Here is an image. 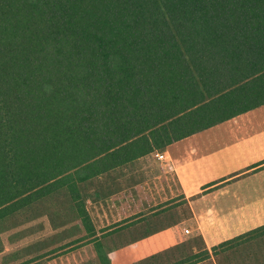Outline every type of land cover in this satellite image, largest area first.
I'll list each match as a JSON object with an SVG mask.
<instances>
[{
	"label": "trees",
	"instance_id": "obj_1",
	"mask_svg": "<svg viewBox=\"0 0 264 264\" xmlns=\"http://www.w3.org/2000/svg\"><path fill=\"white\" fill-rule=\"evenodd\" d=\"M262 104L264 0H0V264L77 250L88 180ZM61 199L85 234L25 247Z\"/></svg>",
	"mask_w": 264,
	"mask_h": 264
},
{
	"label": "crops",
	"instance_id": "obj_2",
	"mask_svg": "<svg viewBox=\"0 0 264 264\" xmlns=\"http://www.w3.org/2000/svg\"><path fill=\"white\" fill-rule=\"evenodd\" d=\"M150 158L159 161V166L177 183L182 206L192 220L191 228L185 231L198 233L200 246L211 257L212 247L264 225V104L176 140L139 160ZM90 219L94 234L88 231L89 237L77 250L49 257L41 264H101L103 256L112 264L103 241L111 234V227L99 230ZM77 229L70 235L72 239L85 234L81 226ZM71 238L44 244L59 246ZM28 239L23 244L32 246L37 237L30 234ZM197 247L192 245L190 249ZM238 259V263L243 261Z\"/></svg>",
	"mask_w": 264,
	"mask_h": 264
},
{
	"label": "rangeland",
	"instance_id": "obj_3",
	"mask_svg": "<svg viewBox=\"0 0 264 264\" xmlns=\"http://www.w3.org/2000/svg\"><path fill=\"white\" fill-rule=\"evenodd\" d=\"M159 165L152 158L137 160L83 185L90 218L99 230L111 227V234L103 241L104 249L109 248L104 252L113 260L112 264H175L191 251L192 245L202 243L198 233H186L192 220L182 206L179 187ZM63 200L54 202L56 205L51 203V208L60 209L59 212L48 204L33 212L31 227L38 232L31 244L39 246L37 252L54 245H45L47 241L56 243L61 238L73 237L70 235L75 233V220L70 217L73 213L62 206ZM41 235L46 238L41 239ZM6 237L4 234L2 240ZM237 258L243 261L238 263ZM210 260L211 263L202 260L195 264H264V232L241 237L232 245L219 248L216 254L212 252Z\"/></svg>",
	"mask_w": 264,
	"mask_h": 264
}]
</instances>
